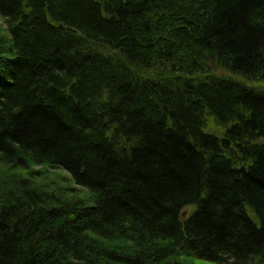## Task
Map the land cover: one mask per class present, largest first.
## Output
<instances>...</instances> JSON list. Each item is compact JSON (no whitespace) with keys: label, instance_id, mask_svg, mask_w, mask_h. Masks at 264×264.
Masks as SVG:
<instances>
[{"label":"trees","instance_id":"trees-1","mask_svg":"<svg viewBox=\"0 0 264 264\" xmlns=\"http://www.w3.org/2000/svg\"><path fill=\"white\" fill-rule=\"evenodd\" d=\"M0 19V264H264V0Z\"/></svg>","mask_w":264,"mask_h":264},{"label":"rangeland","instance_id":"rangeland-1","mask_svg":"<svg viewBox=\"0 0 264 264\" xmlns=\"http://www.w3.org/2000/svg\"><path fill=\"white\" fill-rule=\"evenodd\" d=\"M0 26L2 28H6V25H5L4 21H2L1 19H0ZM217 73L220 74V75H223V76H227V74H228V73H226L225 71H222V70L217 71ZM231 77H233V79L235 78L234 80L237 81V82H240L242 84L245 83L244 85H246L250 89H254V90L259 91V92H264V83L249 82V81H246L245 79H243L241 77H238V76L237 77L236 76H231ZM46 171H47L48 177L45 178L44 181L48 182L49 184H51V182H52V184H51L52 187H54V188L57 187L58 188V187L62 186L61 190L60 189L59 190L63 191L62 189L65 188V186H63V185L64 184L65 185L70 184V181H69V177L70 176L66 172H64L62 170H55V169H48ZM44 175H45V172H44ZM60 176L61 177H67V180H64V181L60 180V178H59ZM68 191H69V189L67 191L65 190L64 193H66ZM189 211L190 210L187 209L183 213V216H186L189 213Z\"/></svg>","mask_w":264,"mask_h":264}]
</instances>
